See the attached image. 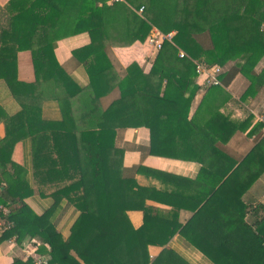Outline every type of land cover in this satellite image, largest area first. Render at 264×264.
Segmentation results:
<instances>
[{"label":"trees","instance_id":"obj_1","mask_svg":"<svg viewBox=\"0 0 264 264\" xmlns=\"http://www.w3.org/2000/svg\"><path fill=\"white\" fill-rule=\"evenodd\" d=\"M109 2L9 0L0 6V80L11 96L55 101L59 108V118L50 119L37 106L22 104L13 115L0 106V205L12 224L0 240L39 238V256H48L47 264H170L169 252L151 261L148 247H163L178 232L213 264H264V207L243 202L264 172V138L218 176L210 201L186 224H165L161 233L153 231L134 178L141 167L124 168L123 150L115 145L117 130L144 126L153 137L149 152L164 154L160 150L165 152L171 143L154 139L160 126L176 132L201 89L196 114L204 99L222 93V85L238 73L249 81L242 100L254 96L264 86V69L254 71L264 56V0ZM153 28L172 34L170 41L163 42L148 73L132 63L121 77L106 48L144 42ZM82 33L89 35L90 43L71 54L85 69L86 85L67 74L54 53L58 41ZM25 51L31 58V82L18 79L17 54ZM180 51L185 57H179ZM194 61L208 68L235 63L219 77L220 86L206 87L198 82ZM114 90L118 98L103 108L101 99ZM192 125L200 130L194 121ZM205 125L217 135L231 129L223 138L226 143L248 123L238 125L215 112ZM23 141L29 142L31 178L39 194L44 195L46 184L54 187L53 206L42 215L25 203L33 195L29 172L12 159L15 146ZM63 201L79 212L66 239L52 221ZM130 210L146 213L139 229L127 218ZM13 264L33 261L15 259Z\"/></svg>","mask_w":264,"mask_h":264},{"label":"crops","instance_id":"obj_2","mask_svg":"<svg viewBox=\"0 0 264 264\" xmlns=\"http://www.w3.org/2000/svg\"><path fill=\"white\" fill-rule=\"evenodd\" d=\"M8 1L0 0V6L5 7ZM113 1L117 0H110V2ZM262 28L264 29V23ZM155 30L153 28L150 34ZM89 43V35L82 33L64 38L58 41L55 46L54 53L58 63L80 85H86L88 77L84 67L73 59L71 52L87 46ZM106 54L115 71L122 77L125 69L132 63L138 64L145 73H148L157 52L145 40L144 42L136 41L129 46L108 45ZM17 59L18 79L31 82L34 79V74L29 52H19ZM234 63L235 61H228L223 67H219L221 69L219 77L232 69ZM263 69L264 56L254 71L258 74ZM202 80L201 76L199 81L196 79V82L200 83ZM248 87L249 81L238 73L226 87L222 85V93L216 94L213 98L204 99L196 114L197 107L204 95V90L201 89L190 105L187 119L182 122L176 132L171 133L161 129L163 126H160V130L156 133L154 139L157 142L171 143L170 147L163 148L165 152L160 150L164 154L149 152L153 137L148 127L140 126L117 130L115 145L123 150V167L126 169L141 167L142 171L137 173L134 178L141 188L144 207L154 228V233L163 232L161 228L165 224H186L196 210L210 201L212 192L218 188L216 182L218 176L225 171L230 163H240L264 138L258 120L260 116L264 115V86L260 87L254 96L242 100L241 97ZM117 98L118 90H114L101 99L102 107L106 108ZM22 104L42 108L43 116L47 118H59V108L55 101L43 103L40 99L27 96H11L6 85L0 80V106L9 115H13ZM215 112L238 125H242L246 121L248 126L244 131L235 130L230 139L226 143H222L223 138L231 129L222 135H217L209 129L210 125H205ZM193 121L200 130L192 125ZM3 137L4 125L0 123V139ZM200 139L204 142L203 144H200ZM12 159L29 172L28 180L33 195L25 199V203L35 214L42 215L53 206L50 193L54 187L46 184L42 187L44 195L39 194V187L31 178L28 141L19 142L15 146ZM243 202L255 207L258 205L264 207V172L244 194ZM146 213L142 210H130L126 215L131 226L134 229H139L143 225ZM262 213L260 212L259 215ZM78 215L79 212L66 201L61 202L56 208L52 215V221L57 232L63 238L69 237L71 226ZM246 219L251 222L253 217L248 215ZM41 246L42 241L39 238L29 239L27 236L0 240V264H13L15 259L22 262L29 259L33 261L36 256H39L38 249ZM165 252H169L171 255V258H167L170 264H213L206 256L191 246L183 234L178 232L171 236V240L165 246L148 247L151 261Z\"/></svg>","mask_w":264,"mask_h":264},{"label":"built area","instance_id":"obj_3","mask_svg":"<svg viewBox=\"0 0 264 264\" xmlns=\"http://www.w3.org/2000/svg\"><path fill=\"white\" fill-rule=\"evenodd\" d=\"M120 1V0H117ZM143 8L141 7L138 11L141 13ZM172 34L164 35L160 33L157 29L152 32L146 39L148 44L153 46L154 50L158 52L162 48V44L165 40L171 39ZM179 57H185V54L183 52H179ZM196 72L199 74V76L203 77V84L206 87L210 86H220L221 82L219 80V75L221 72V69L217 66L208 68L205 64L202 62H196ZM259 122L262 124V132L264 135V115L259 117ZM6 215V208L2 205H0V234H2L5 231H8L12 228L11 222L7 221L4 217ZM33 264H47V258L36 256V258L33 259Z\"/></svg>","mask_w":264,"mask_h":264}]
</instances>
